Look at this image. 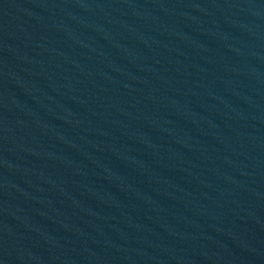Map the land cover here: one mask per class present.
<instances>
[{"label":"water","instance_id":"1","mask_svg":"<svg viewBox=\"0 0 264 264\" xmlns=\"http://www.w3.org/2000/svg\"><path fill=\"white\" fill-rule=\"evenodd\" d=\"M0 264H264V0H0Z\"/></svg>","mask_w":264,"mask_h":264}]
</instances>
